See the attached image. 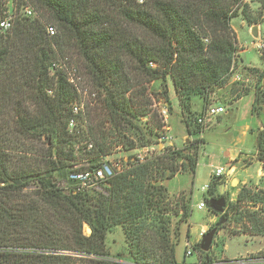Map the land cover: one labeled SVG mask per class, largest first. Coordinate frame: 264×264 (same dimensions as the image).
<instances>
[{
    "label": "trees",
    "instance_id": "obj_1",
    "mask_svg": "<svg viewBox=\"0 0 264 264\" xmlns=\"http://www.w3.org/2000/svg\"><path fill=\"white\" fill-rule=\"evenodd\" d=\"M31 1L45 22L20 17L12 30L0 29V264H181L176 244L181 224L191 214L192 197L173 201L164 182L185 170L196 173L197 149L170 145L144 161L131 158L100 188H80V180L72 175L97 169L102 157L111 153L103 125L116 130L126 149L158 143L153 137L159 136L161 120L153 114L154 125L147 121L141 127L142 116L149 114L147 104L136 100L141 94L126 95L144 81L161 80L168 101L170 78L189 134L203 132L192 126H201L197 117L207 108L210 94L232 77L239 50L232 19L241 10L249 23L257 24L249 4L245 0ZM3 11L0 0V19ZM48 24L56 27L55 35H49ZM66 47L77 49L97 94L104 96L106 109L89 112L86 124L78 119L82 113L73 111L79 98L64 70ZM252 68L259 73L256 115L264 103V70ZM198 100L204 106L193 118ZM4 113L13 118H3ZM72 119L76 125L70 128ZM30 136H45L49 145L32 153L22 147ZM256 140L257 158L264 162V128ZM82 160L86 164L76 168ZM225 180L212 176L204 195L218 217L212 225L216 234L232 225V235L264 237V189L243 186L233 199L231 193L224 196L218 190ZM217 197H224L226 204L216 211L211 200ZM86 224L92 229L89 235ZM117 226L123 230L126 254H114L108 246L107 236ZM238 260L242 263L233 264H264V253L228 261Z\"/></svg>",
    "mask_w": 264,
    "mask_h": 264
},
{
    "label": "rangeland",
    "instance_id": "obj_2",
    "mask_svg": "<svg viewBox=\"0 0 264 264\" xmlns=\"http://www.w3.org/2000/svg\"><path fill=\"white\" fill-rule=\"evenodd\" d=\"M136 1L138 3L142 2L140 0ZM14 2L18 8H20L21 3L29 2L37 10L39 19L44 21L41 12L38 11L31 0H14ZM132 2L134 1L132 0ZM245 2L249 4L251 14L255 17L257 24L254 23L252 25L249 23L244 18L241 10L239 11V15L233 17L231 22L234 30L236 31L239 47L237 57L235 59V71L241 74L242 78L239 81H232L231 83V80H229L227 83V85L230 83L228 89H218L214 93L210 94L208 106H213L218 102V100H222L227 95L232 97L236 94L237 90L248 92L251 88L255 89L259 73L255 72L252 67L258 68L259 71L264 70V0H245ZM253 27H257V36L252 33ZM260 44L263 45V48H259ZM62 55L65 57L63 58L64 70L71 75L73 84L78 89L79 99L75 104L79 105V109H82V115L78 116V119L85 121L84 124H86L85 118L89 112L94 114L98 112L99 109H106L103 105L104 96H99L97 94L83 59L75 47H66ZM167 85L168 88H170V90H168V101L164 100L162 81L159 79L151 82H141L140 86H136V89L130 90L126 95L128 97L132 94H141V97L136 100L147 104L144 109H147L149 114L142 116L140 121L141 127H145L147 121H149V125H154V120L150 118L153 114H156L161 120V125L163 126L158 128V135L167 134L172 138L161 141L164 146H170L171 144V146H175L179 149L187 146V148H190L188 151L195 149L199 151V163L196 173H192L190 170H185L178 173V175L174 178L164 182L168 188L169 196L173 201L179 199L181 196H184L186 200L192 197L191 214L188 221L181 224L180 236L176 244L177 261L181 264H214L238 258L244 259L245 257H251L253 255L262 256L264 253V237L250 236L247 234L232 235V231L234 229L232 225H228L226 229L219 230L217 234L215 233L212 246L208 251L202 249V239L204 237L203 233L212 229H216L217 232V228H213L212 225L218 220V217H216V215L209 210L206 203L204 195L208 190L203 191L202 187L211 183L212 176H214V170L217 166L221 165L227 167L226 162L228 159L225 157V153L226 151L233 150V145L229 139V133H227L228 126L231 124H229L226 120V115L221 113L218 115L221 118L216 116L211 118L205 125L198 126L197 124H194L192 126L194 129H203V132H194L193 134H189L187 125L184 122L185 118L183 117L181 107L178 103V96L170 78L167 79ZM235 89L237 90L235 91ZM203 106V100H198L197 104H195L196 111L194 112L193 118H195L202 111ZM162 109H168L167 118L162 116ZM258 112L259 113L256 114L257 119L255 120L252 129V131H255L256 134L259 129L264 128V103L258 109ZM3 118L8 120L12 119L13 114L11 113L5 115L4 113ZM103 126L102 127L106 130L109 137L108 144L112 143V147L110 148L111 153L103 156L102 159L103 161H109L113 166H116L115 164L120 161L124 167H127L128 162L126 165L125 161H128L131 158L134 160L136 158H145L150 154L159 153L158 147L154 143L147 147L144 146L126 149L123 142L124 140L120 138L116 130H114L112 126ZM170 126H172V129ZM125 133L127 134L126 136H129L128 138L134 139L135 141L137 140L131 136L129 132ZM88 140L92 141L91 138ZM153 141H159L158 137H153ZM22 142V147L27 148L29 151H32V153L35 152V150L40 151L49 145L48 139L45 136H30ZM137 142L139 143V141ZM252 143L254 144V136H248L246 144ZM84 144H86L85 138H83L80 145L83 146ZM151 147L157 148L151 150ZM32 156L33 155H30L28 158ZM79 162L82 163L75 166L76 168L86 164L83 160ZM231 169L233 170L232 167ZM84 170L85 169H81L79 171L81 172ZM62 184L65 185V182H62ZM101 186L102 183H100L97 187L100 188ZM236 186L237 183L234 187ZM218 190L221 191V188L218 187ZM232 191L231 187L229 189H225L223 195L225 196L226 192H229L231 193L232 198L235 199L236 195H232ZM220 198L221 197H217L215 200ZM200 202H205L206 207L200 209L198 207ZM176 220L177 217H174L173 226H175ZM87 225L88 224H86L84 228L85 233L89 235L92 232L90 233L87 230ZM204 226H209L205 232L203 231ZM172 240L176 241V238L173 235ZM107 241L112 253L126 254V242L121 226L113 228L107 236ZM188 250L191 251L190 255L187 254ZM73 255L79 257V254L77 253H73Z\"/></svg>",
    "mask_w": 264,
    "mask_h": 264
},
{
    "label": "crops",
    "instance_id": "obj_3",
    "mask_svg": "<svg viewBox=\"0 0 264 264\" xmlns=\"http://www.w3.org/2000/svg\"><path fill=\"white\" fill-rule=\"evenodd\" d=\"M230 80V83L232 81L235 82L233 77ZM229 84L220 88V90L228 89ZM255 99V89L251 88L248 92L237 90L236 94L232 97L227 95L213 105L225 107L224 114L226 115V120L231 124L228 126L227 133H229L233 150L226 151L225 153V157L228 160L226 162L227 172L224 176L226 178L224 186L225 189L231 187L233 190L232 195H237L243 186L264 189V162L257 158L256 132L252 131L257 119L256 115L253 114ZM218 117L221 118L220 116ZM170 128L172 129V126ZM248 136H254V144H246ZM233 183H237V186L234 187ZM208 228L209 226H204L203 231L205 232ZM125 257L127 256L125 255Z\"/></svg>",
    "mask_w": 264,
    "mask_h": 264
},
{
    "label": "built area",
    "instance_id": "obj_4",
    "mask_svg": "<svg viewBox=\"0 0 264 264\" xmlns=\"http://www.w3.org/2000/svg\"><path fill=\"white\" fill-rule=\"evenodd\" d=\"M4 3V11L3 16L0 19V29L3 32H8L13 29L16 19L20 17H28V18H39V14L37 10L34 8L32 4L29 2H23L20 5V8H18L14 2V0H3ZM47 31L49 35H55L57 32L56 27L48 24L47 25ZM259 48H263V45H259ZM237 57V54H235L234 62L231 68L232 71V77L235 79V81H239L242 78V75L235 71V59ZM152 66H154V63H150ZM70 81L73 83V79L71 78V75H69ZM73 111L75 114L81 113L82 109H79V105H76L73 107ZM225 112V107L221 105L216 106H208L198 117L197 122L200 125H205L207 122L216 116H218L221 113ZM162 116L168 117V109H162L161 110ZM76 125L75 119H72L70 122V128H73ZM171 137H169L167 134H161L158 136V142L156 146L158 148H163L164 144L161 141L168 140ZM172 139V138H171ZM171 145V144H170ZM157 147H151V150H154ZM140 161H144L145 158H139ZM116 166H113L112 163L109 161H103L102 165L99 166L97 169L94 170H84L77 174H73L72 177L75 179L80 180V188H92L97 187L100 183L103 181L115 176L116 174L122 172L124 170V167L122 163L119 161V163L115 164ZM123 167H122V166ZM227 167L220 166L217 167L214 170V176L219 177L226 175ZM210 188V184H206L202 187L203 191H207ZM198 207L200 209H203L206 207L205 202H200L198 204ZM204 234V233H203ZM189 246V245H188ZM187 254L190 255L191 251L188 250ZM235 262L242 263V260L238 261H221L214 264H233ZM203 264V263H200Z\"/></svg>",
    "mask_w": 264,
    "mask_h": 264
},
{
    "label": "water",
    "instance_id": "obj_5",
    "mask_svg": "<svg viewBox=\"0 0 264 264\" xmlns=\"http://www.w3.org/2000/svg\"><path fill=\"white\" fill-rule=\"evenodd\" d=\"M253 35L257 36L258 32H257V27H253L252 30ZM233 185H235L233 183ZM225 192V186L223 185V187L221 188V194H224ZM226 202H225V198L221 197L218 200H211V205L215 210H222L225 206ZM87 230L91 233L92 229L90 227V225H87ZM216 233V229H212L206 233H204V237L202 239V249L205 251H208L210 249V247L212 246V242L214 239V235Z\"/></svg>",
    "mask_w": 264,
    "mask_h": 264
}]
</instances>
